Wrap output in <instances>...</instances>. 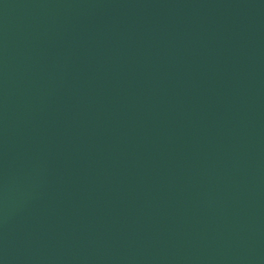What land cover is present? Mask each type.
<instances>
[{"label":"water","instance_id":"obj_1","mask_svg":"<svg viewBox=\"0 0 264 264\" xmlns=\"http://www.w3.org/2000/svg\"><path fill=\"white\" fill-rule=\"evenodd\" d=\"M0 264H264V0H0Z\"/></svg>","mask_w":264,"mask_h":264}]
</instances>
